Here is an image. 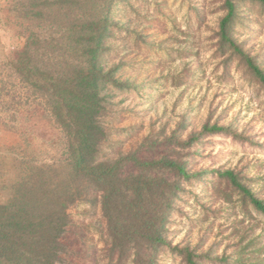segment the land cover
<instances>
[{"label":"rangeland","instance_id":"rangeland-1","mask_svg":"<svg viewBox=\"0 0 264 264\" xmlns=\"http://www.w3.org/2000/svg\"><path fill=\"white\" fill-rule=\"evenodd\" d=\"M234 1L232 36L264 69V5ZM224 2L108 4L114 24L102 59L106 68L117 67L120 86L109 87L102 154L182 161L190 176L182 178L167 239L189 247L199 264H264V213L221 176L234 171L264 201V86L245 60L220 43ZM13 6V0H0V58L25 43ZM7 102L13 105L6 110L1 104ZM17 102L0 99V156L28 144L24 154L59 160L64 138L50 116L30 104L32 97ZM214 124L235 133L199 135ZM192 136L198 138L190 142ZM69 213L66 264H132L111 248L98 193H85ZM157 264L188 263L164 248Z\"/></svg>","mask_w":264,"mask_h":264},{"label":"trees","instance_id":"trees-1","mask_svg":"<svg viewBox=\"0 0 264 264\" xmlns=\"http://www.w3.org/2000/svg\"><path fill=\"white\" fill-rule=\"evenodd\" d=\"M112 2L13 0L25 43L0 58V99L19 104L32 97L30 104L60 130L65 150L59 160L24 154L28 144L1 154L0 264H66L69 210L88 191L100 196L118 255L131 257L132 264H157L166 248L188 264H199L189 247L172 245L166 237L174 202L183 193L182 178L190 176L185 164L169 155L149 160L136 152L115 158L102 154L109 135L104 120L109 87L120 86L117 67L106 68L102 59L114 24ZM224 5L220 43L245 60L264 86V69L232 36L235 1ZM9 104L1 105L7 110ZM219 132L235 133L214 124L203 126L199 135ZM221 176L264 213V201L234 171Z\"/></svg>","mask_w":264,"mask_h":264}]
</instances>
